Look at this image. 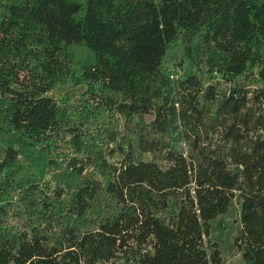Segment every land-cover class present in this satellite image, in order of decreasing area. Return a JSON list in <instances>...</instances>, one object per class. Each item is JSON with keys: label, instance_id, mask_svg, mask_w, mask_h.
Here are the masks:
<instances>
[{"label": "trees", "instance_id": "1", "mask_svg": "<svg viewBox=\"0 0 264 264\" xmlns=\"http://www.w3.org/2000/svg\"><path fill=\"white\" fill-rule=\"evenodd\" d=\"M234 206L264 264V0H0V264H224Z\"/></svg>", "mask_w": 264, "mask_h": 264}, {"label": "rangeland", "instance_id": "2", "mask_svg": "<svg viewBox=\"0 0 264 264\" xmlns=\"http://www.w3.org/2000/svg\"><path fill=\"white\" fill-rule=\"evenodd\" d=\"M82 2V0H75ZM70 49V48H69ZM59 92L58 83L54 85L51 94L57 96ZM72 99H76V93L71 91L69 93ZM144 158H148L144 156ZM238 232L237 223V208L234 206L226 215L219 216L212 221V231L210 237L217 242L221 250V256L224 264H242L240 253L235 244V236Z\"/></svg>", "mask_w": 264, "mask_h": 264}]
</instances>
